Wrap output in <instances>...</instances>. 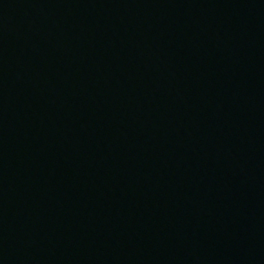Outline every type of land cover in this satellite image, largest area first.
<instances>
[{"label":"water","instance_id":"95a60500","mask_svg":"<svg viewBox=\"0 0 264 264\" xmlns=\"http://www.w3.org/2000/svg\"><path fill=\"white\" fill-rule=\"evenodd\" d=\"M0 264H264V0H0Z\"/></svg>","mask_w":264,"mask_h":264}]
</instances>
